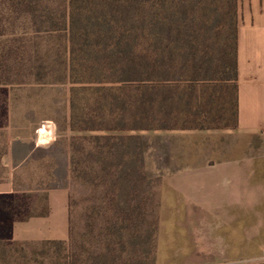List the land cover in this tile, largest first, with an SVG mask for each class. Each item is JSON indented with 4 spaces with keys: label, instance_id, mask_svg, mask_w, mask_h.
I'll return each instance as SVG.
<instances>
[{
    "label": "trees",
    "instance_id": "1",
    "mask_svg": "<svg viewBox=\"0 0 264 264\" xmlns=\"http://www.w3.org/2000/svg\"><path fill=\"white\" fill-rule=\"evenodd\" d=\"M56 1L58 11L40 18L48 32L62 34L64 41V66L71 84L69 129L99 132L70 137L72 179L84 181L89 169L95 170L96 186L109 188L102 199L108 201L106 208L111 212L109 235L126 234L130 245L147 246L144 251L147 256L151 252L154 264L159 197L153 230L142 235L140 228L150 208L145 201L135 203L137 198L143 200L145 187L152 188L143 169L146 144L137 134L104 132L207 129L211 127L203 122L222 118L226 112L235 126V1ZM8 2L11 12L25 8L34 16L37 10L31 0ZM3 14L0 7V36L6 33ZM231 88L227 108L225 93ZM14 206L8 197L0 196V246L22 252L24 246L2 241L9 238L12 222L22 218V210ZM70 241L71 225L67 241L43 242L33 254L42 258L39 264H86L87 259L77 256L74 260L68 254ZM126 258L123 263L134 259Z\"/></svg>",
    "mask_w": 264,
    "mask_h": 264
},
{
    "label": "crops",
    "instance_id": "2",
    "mask_svg": "<svg viewBox=\"0 0 264 264\" xmlns=\"http://www.w3.org/2000/svg\"><path fill=\"white\" fill-rule=\"evenodd\" d=\"M234 1L236 125L165 130L189 143L186 162L161 180L154 264H231L241 259L264 264V0ZM50 128L45 124L34 138L8 141L0 196L15 203L22 218L12 222L3 242L27 248L69 239V185L19 182L52 163L68 181L69 143L53 160L49 150L57 138ZM40 149L48 152L47 158L37 156ZM11 255L12 260L20 258L19 252Z\"/></svg>",
    "mask_w": 264,
    "mask_h": 264
},
{
    "label": "rangeland",
    "instance_id": "3",
    "mask_svg": "<svg viewBox=\"0 0 264 264\" xmlns=\"http://www.w3.org/2000/svg\"><path fill=\"white\" fill-rule=\"evenodd\" d=\"M31 1L37 9L34 16L25 8L11 12L8 0H0V7L6 19V33L0 36V179L5 175L4 163L9 148L8 141L11 138H34L42 125H50L52 128L49 130L50 135L57 138V145L49 150L54 160L55 157H59L58 154L65 144L70 143L72 135L99 133H74L69 129L71 84L66 78L64 66L66 59L62 49L64 41L59 36L62 34L48 32L46 30L48 25L41 24L42 18H40L44 13L53 16L58 11V2ZM39 27H42L41 31L37 32L36 29ZM232 93V88L228 94L225 93L224 105L227 108L231 105ZM203 124L211 127L203 130L233 127L229 112H226L222 118L208 119ZM104 133L137 134L144 139L146 151L143 169L149 176L152 188L145 187L143 200L137 198L135 203L145 201L150 208L149 212H146L139 234L147 229L151 231L163 174L186 162L183 155L188 150L187 137L165 133V130L105 131ZM36 153L40 158H47L48 155V152L42 149ZM58 171L54 163L50 167L46 164L44 168L40 167L37 170V174L26 176L19 182L45 186L58 183L69 185L72 241L66 248L68 254L74 255V260L77 256L79 259H87L86 264H94L96 260L99 264H151V252L147 256L144 251L147 246L130 245L126 234L123 237L119 233L109 235L107 218L111 212L106 208L108 201L102 200L108 196L109 188L106 184L96 186L95 170L89 169L90 176L78 182L72 179L71 172L68 181H65ZM40 249L41 246L27 247L22 252L19 250L20 258L12 260L11 253H16L18 249L0 246V264H39L42 258L35 256L33 251ZM66 251L63 254L66 255ZM126 257L134 259L123 263ZM231 264H262V262L241 259Z\"/></svg>",
    "mask_w": 264,
    "mask_h": 264
}]
</instances>
